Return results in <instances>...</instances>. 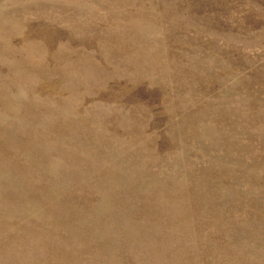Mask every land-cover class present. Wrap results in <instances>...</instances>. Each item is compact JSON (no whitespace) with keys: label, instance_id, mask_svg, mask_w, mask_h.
<instances>
[{"label":"rangeland","instance_id":"1","mask_svg":"<svg viewBox=\"0 0 264 264\" xmlns=\"http://www.w3.org/2000/svg\"><path fill=\"white\" fill-rule=\"evenodd\" d=\"M0 264H264V0H0Z\"/></svg>","mask_w":264,"mask_h":264}]
</instances>
